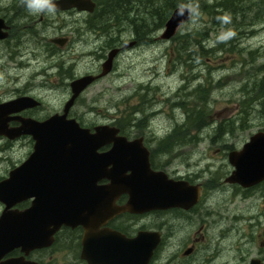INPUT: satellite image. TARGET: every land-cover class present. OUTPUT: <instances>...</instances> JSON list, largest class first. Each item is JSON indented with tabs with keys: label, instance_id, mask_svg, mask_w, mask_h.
Here are the masks:
<instances>
[{
	"label": "flooded vegetation",
	"instance_id": "af4514ba",
	"mask_svg": "<svg viewBox=\"0 0 264 264\" xmlns=\"http://www.w3.org/2000/svg\"><path fill=\"white\" fill-rule=\"evenodd\" d=\"M79 1L84 8L74 5L73 0H56L54 14L31 15L21 0H0V34L6 33V37L0 38V74L4 73L7 79L5 86L0 87V105L6 104L0 108L3 126V132H0V185L34 152L36 140L29 131L53 114L62 113V110L45 108L46 75L52 72L62 79L52 83L55 90L68 87L64 105L71 95L73 80L97 76L108 55L116 51L111 71L94 80L90 87L115 72L125 48H136L143 43L140 41V17L133 14L139 7L135 2L139 0ZM1 49L8 57L2 55ZM43 56L51 60L47 66L41 63ZM85 56L98 59L97 69L76 73L77 62ZM73 106L68 111V119L74 118L71 116ZM24 124L27 127L22 128ZM119 136L128 140L141 137L149 151L151 169L164 171L172 182L184 183L195 200L187 206L139 212L135 205L129 204L131 193L121 190L136 186L125 182L112 186V182L104 177L95 183L102 190L97 197L102 206L91 209L96 213L87 225L62 224L50 240L45 237L44 206L38 208L37 213L31 211L34 197L0 200V221L13 223L8 221L10 217L23 220L26 232L36 236L40 244L33 248L12 244L0 255V264H124L121 262L128 261L131 250L133 260L130 261L140 264L137 239L142 232L159 234V242L147 264H264V180L246 187L228 181L234 170L228 159L231 148L229 151L219 149V153H224L219 161L190 158L185 161L188 166L183 171L173 169L168 172L161 169L162 161L156 160L160 155L166 158L171 150L165 145L166 136L155 146L148 141H156V135L120 133ZM111 147L112 144H106L99 151L105 152ZM221 147L228 149L231 146L223 142ZM178 152L174 151V154ZM202 160L204 166L200 163ZM169 162L165 161L166 164ZM127 175L129 171L124 173ZM40 184L49 185L50 179L45 182L42 175ZM48 227L54 226L49 224ZM125 243L118 250V245ZM84 247L89 253L104 254L103 259L107 262L96 261L92 256L85 259ZM110 253H113L111 257Z\"/></svg>",
	"mask_w": 264,
	"mask_h": 264
},
{
	"label": "rangeland",
	"instance_id": "374dc122",
	"mask_svg": "<svg viewBox=\"0 0 264 264\" xmlns=\"http://www.w3.org/2000/svg\"><path fill=\"white\" fill-rule=\"evenodd\" d=\"M212 2L213 0H208L206 4ZM203 3L201 0H191V18L178 28L170 40H163L159 38L162 26L157 27L161 18L150 16V13L156 15L153 9H144L145 5L135 2L139 7L133 14L137 13L138 17L147 20V28L149 31L153 30L152 33H145L150 40L137 48L126 50L119 57L114 73L92 84L76 99L71 116L82 126L90 128L121 119L120 122L126 126L127 133L124 134L156 135V141H148L154 146L166 136L164 142L171 151L166 158L160 155L156 160L159 163L162 161L161 169L168 172L173 169L183 171L188 166L185 161L190 158L219 161L224 155L222 151L219 153V149L240 150L252 134L264 131V120L256 106H246L244 103L250 95L247 92L260 76L259 66L264 62V11L255 16L263 9L262 3L253 0L250 8L245 4V18H238L236 22L239 24L235 25H231V22L221 23L219 16L206 11ZM254 4L261 5L260 9ZM197 11L198 16L195 15ZM196 31L204 34L199 36V41L206 48L213 47L210 45L217 41L221 33L235 31V35L223 41L225 44L214 55L198 54L199 45L194 38L190 43L180 37ZM125 32L126 36L128 32ZM2 49V55L8 57V53ZM41 59V63L46 66L51 61L47 56ZM97 64L95 56H85L77 62L74 71L79 73L84 69L96 70ZM50 73L45 76L44 105L46 109L61 111L68 87L55 90L52 83L55 79H62ZM6 80L4 73L0 74V87L5 86ZM199 84L206 91H195ZM205 97L203 120L197 125L192 121L190 126L189 123L182 124L192 108L204 107ZM218 127H221L220 132L216 131ZM174 130L178 131L177 135L172 134ZM223 142L231 147L223 149ZM159 146L157 145L158 148ZM174 151L182 154L178 152L175 155ZM166 160L170 161L169 164L165 163ZM203 160L200 163L204 166Z\"/></svg>",
	"mask_w": 264,
	"mask_h": 264
},
{
	"label": "water",
	"instance_id": "95a60500",
	"mask_svg": "<svg viewBox=\"0 0 264 264\" xmlns=\"http://www.w3.org/2000/svg\"><path fill=\"white\" fill-rule=\"evenodd\" d=\"M73 4L84 8L79 0H73ZM178 9L179 7L175 8L165 22L160 38L165 40L172 38L178 28L191 18L190 7L185 6L183 16L177 15ZM4 37L6 33L1 32L0 38ZM115 53L116 51H113L108 55L97 76L87 75L71 82L72 95L65 103L63 112L50 116L29 131L36 140L34 152L0 185V200L4 202L8 198L34 197L32 212L37 213V209L44 206L46 239H49L62 224L87 225L89 218L96 213L91 209L99 205L97 197L102 192L95 183L104 177L112 182V186L121 182L134 184L135 189L131 186L121 190L131 193L129 204L135 205L139 212L170 206H187L195 200L193 195L188 194L190 188L184 183L172 182L168 180L164 171L151 169L149 151L143 145L141 137L128 140L119 136V128L116 126L98 124L89 128L81 126L73 118H66L80 93L96 78L106 75L111 70ZM3 105H0V108ZM25 127L27 125L24 124L22 128ZM1 128L3 126L0 124V132H3ZM106 144H112V147L100 152L99 149ZM228 159L234 167L228 181L246 187L264 180V131L252 134L240 150L230 151ZM126 171H129V175L124 176ZM42 175L45 182L47 178L50 179L49 185L40 184ZM100 206L102 204L98 207ZM8 221L13 223L0 221V255L12 244H20L25 248L40 246L36 241L37 237L26 232L23 220L10 217ZM49 224H53L54 227L50 229ZM158 242V233L140 234L137 239L140 264H147ZM86 243L89 244L88 237ZM125 245L126 243L119 244L118 250ZM131 251L128 252L131 253L128 261L121 263L133 264V261H130L133 260ZM112 254L110 253V257ZM103 255L89 253L86 247L83 249L85 259L92 256L96 261H101ZM103 261L107 262L106 259Z\"/></svg>",
	"mask_w": 264,
	"mask_h": 264
},
{
	"label": "trees",
	"instance_id": "16d2710c",
	"mask_svg": "<svg viewBox=\"0 0 264 264\" xmlns=\"http://www.w3.org/2000/svg\"><path fill=\"white\" fill-rule=\"evenodd\" d=\"M203 3V6L205 7L206 11L213 12V15H217V16H221V15H228L230 17V22L231 25H235V24H239L238 22H236V20L238 18H241V20H244L245 18V13H247V11L245 10L244 5L246 4L247 8H250V4L253 2V0H213V2L209 5H207L206 3H208V0H201ZM145 5L144 9H148L151 8L154 10V14L156 15H152L150 13V16H159L161 18V23L159 25H157V27H161L164 25L166 19L169 17V15L171 14V12L173 11V9H175L178 6L181 5H187L191 2V0H139L138 3H140ZM260 4L262 3V8L261 10H259L255 16H259V12L264 11V0H259ZM260 9L259 5H255ZM252 8V7H251ZM159 9H162V11L160 12ZM140 23H141V29L142 32L140 33V35H144V33L147 31V26L145 23H147V20H145L144 18L140 17ZM145 24V26H144ZM148 24V23H147ZM239 29V28H238ZM235 33V31H234ZM204 35L203 33H198L197 31L195 33H187L184 35H181L180 37L185 41L188 40V42L192 43V38H194L193 40L195 42H197V44L199 45V51L198 54H215L217 52H219V50H221L222 48V44H225L224 42H217L215 43V46L210 47V48H206L205 45H203V43L201 41H199V36ZM234 36V35H232ZM231 36V37H232ZM202 44H201V43ZM232 47V46H231ZM206 57H208L206 55ZM259 72H260V76L258 77L257 80H255L253 82V87H251L250 91L247 92L248 94H250L248 96V99L244 101V103H246V106H251L252 104L256 106L258 113L260 114V117L264 120V62L259 66ZM208 80L205 81L208 82ZM195 91H206V88H202V86L199 84L195 89ZM203 91V92H204ZM205 100L206 97L203 100V104L204 107H195L192 108L189 113H187V119L184 121V123L182 124H187L190 123L191 121L196 124L200 121L203 120L202 118V113L206 110V105H205ZM255 103V104H254ZM120 120H117L116 123H114L117 127L119 126L120 128V132L121 133H127L126 130V126L121 123ZM138 124V123H137ZM129 125V124H128ZM197 125V124H196ZM263 127H264V122H263ZM122 128V129H121ZM196 128H200L197 127ZM188 129V128H187ZM177 130V129H176ZM174 130L172 134L177 135V132ZM221 127H218V129L216 130L217 132H220Z\"/></svg>",
	"mask_w": 264,
	"mask_h": 264
},
{
	"label": "clouds",
	"instance_id": "9594fccd",
	"mask_svg": "<svg viewBox=\"0 0 264 264\" xmlns=\"http://www.w3.org/2000/svg\"><path fill=\"white\" fill-rule=\"evenodd\" d=\"M23 7L27 10V12L31 15H40L43 13L54 14L56 11V0H21ZM185 13V6L181 5L177 11L178 16H183ZM198 11L195 15L198 16ZM221 23H229L230 17L228 15H224L218 17ZM235 35L234 32H225L221 33V35L217 38V42H223L228 39L230 36ZM216 42H212L210 46H215Z\"/></svg>",
	"mask_w": 264,
	"mask_h": 264
},
{
	"label": "bare ground",
	"instance_id": "6f19581e",
	"mask_svg": "<svg viewBox=\"0 0 264 264\" xmlns=\"http://www.w3.org/2000/svg\"><path fill=\"white\" fill-rule=\"evenodd\" d=\"M183 6H187V5H183ZM178 7H180V6H178ZM176 8H177V7H176ZM173 10H174V9H173ZM152 32H153V30L151 29L148 33H152ZM145 33H146V32H145ZM145 33H144V34H145ZM140 36L142 37L143 35L141 34ZM148 40H150V39H149L148 35L145 34V37H144L143 40H141V42H146V43H147ZM154 41H155V40H154ZM162 42H163V41H162ZM51 43H52V42H51ZM51 43H49V44H51ZM140 44H141V43H140ZM138 45H139V44H138ZM125 47H126V46H125ZM136 48H137V47H136ZM23 49H24V48H23ZM125 51H126V48H125ZM115 56H116V55H115ZM47 69H48V68H47ZM47 69H46V70H47ZM174 72H175V71H174ZM57 73H58V72H57ZM191 73H192V72H191ZM191 73H190V74H191ZM194 73H195V72H194ZM44 74H45V73H44ZM45 75H46V74H45ZM184 75L186 76V73H185ZM196 75H197V74H196ZM189 76H190V75H189ZM183 77H184V76H183ZM194 77H195V76H194ZM204 77H205V76H204ZM188 78H190V77H188ZM198 79H199V78H198ZM200 79H201V78H200ZM190 80H191V78H190ZM185 81H186V80H185ZM204 81H205V80H204ZM198 82H199V80H198ZM189 83H190V82H189ZM189 83H188V84H189ZM183 84H185V83H183ZM192 84H193V83H192ZM202 85H203V84H202ZM205 85H206V84H205ZM185 86H186V85H185ZM188 86H189V85H188ZM190 86H191V85H190ZM194 86H196V85H194ZM188 89H189V88H188ZM192 90H193V89H192ZM178 102H179V101H178ZM134 111H136V110H134ZM134 111H133V112H134ZM119 120H121V119H119ZM113 122H115V121H113ZM115 123H116V122H115ZM120 124H121V123H120ZM116 125H117V124H116ZM118 127H119V126H118ZM121 129H122V128H121ZM120 131H121V130H120ZM171 132H172V131H171ZM224 135H225V134H224ZM229 135H231V134H229ZM145 137H146V136H145ZM147 138H148V137H147ZM166 138H167V137H166ZM174 141H175V140H174ZM178 142H179V141H178ZM175 144H177V143H175ZM182 144H184V143L182 142ZM178 145H179V144H178ZM178 145H177V146H178ZM174 146H176V145H174ZM170 149H171V148H170ZM176 149H177V148H176ZM173 150H174V148H173ZM173 150H172V151H173ZM169 151H171V150H169ZM4 152H5V151H4ZM7 152H8V151H7ZM162 152H163V151H162ZM7 154H8V153H7ZM2 155H3V154H2ZM4 158H5V157H4ZM2 159H3V158H2Z\"/></svg>",
	"mask_w": 264,
	"mask_h": 264
}]
</instances>
